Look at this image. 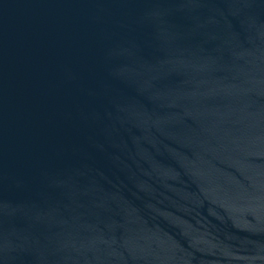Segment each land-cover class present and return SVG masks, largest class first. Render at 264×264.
I'll return each instance as SVG.
<instances>
[{
    "label": "water",
    "instance_id": "water-1",
    "mask_svg": "<svg viewBox=\"0 0 264 264\" xmlns=\"http://www.w3.org/2000/svg\"><path fill=\"white\" fill-rule=\"evenodd\" d=\"M0 264H264V0H0Z\"/></svg>",
    "mask_w": 264,
    "mask_h": 264
}]
</instances>
